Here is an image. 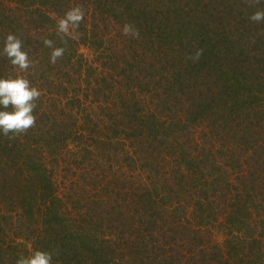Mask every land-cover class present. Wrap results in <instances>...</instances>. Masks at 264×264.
<instances>
[{
    "label": "trees",
    "instance_id": "16d2710c",
    "mask_svg": "<svg viewBox=\"0 0 264 264\" xmlns=\"http://www.w3.org/2000/svg\"><path fill=\"white\" fill-rule=\"evenodd\" d=\"M76 5L85 17L64 44L56 20ZM258 9L0 0V77L20 71L3 54L15 33L34 61L21 74L42 92L34 128L0 131V264L33 250L53 264H264ZM42 38L65 48L54 65Z\"/></svg>",
    "mask_w": 264,
    "mask_h": 264
},
{
    "label": "clouds",
    "instance_id": "9594fccd",
    "mask_svg": "<svg viewBox=\"0 0 264 264\" xmlns=\"http://www.w3.org/2000/svg\"><path fill=\"white\" fill-rule=\"evenodd\" d=\"M249 6L259 4L260 0H248ZM85 17L82 5L69 8L63 17L56 20V33L62 43L67 44V39H75V30L79 28ZM249 19L259 23L264 21V9L254 11ZM125 36L139 38L140 32L131 23H125L122 28ZM45 47L51 49L49 62L56 64L65 54L64 47H57L52 39L42 38ZM203 49H197L196 53L189 56L193 61L199 60ZM3 54L8 58L11 65L20 71L0 77V131L9 139L26 134L29 129L36 126L37 117L34 110L36 101L42 95L37 87L31 85L21 73L27 71L34 64L29 58L28 52L23 48V41L15 34L8 33L3 48ZM10 109V110H8ZM12 134L11 136L9 134ZM16 264H53L52 253L43 250L30 251L28 256H20Z\"/></svg>",
    "mask_w": 264,
    "mask_h": 264
}]
</instances>
